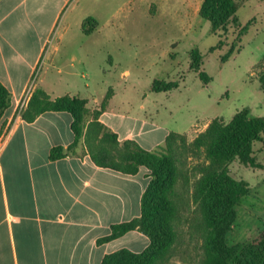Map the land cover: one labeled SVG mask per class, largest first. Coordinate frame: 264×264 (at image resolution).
<instances>
[{
	"label": "crops",
	"instance_id": "obj_1",
	"mask_svg": "<svg viewBox=\"0 0 264 264\" xmlns=\"http://www.w3.org/2000/svg\"><path fill=\"white\" fill-rule=\"evenodd\" d=\"M67 1L0 0V83L12 94L0 120V264H101L107 254L123 249L140 253L150 244L149 237L138 230L102 240L113 225L140 216L149 170L142 167L130 175L100 167L83 142L76 154L53 160V147L66 149L74 141L72 115L46 111L28 122L19 113ZM60 42L47 53L44 65L50 72L40 75L35 86L52 98L69 94L87 99L91 106L99 104L90 78L94 71L86 63L88 54L78 57L76 53L85 42L72 44L64 57L62 50L71 43L62 46ZM48 73L52 80L48 81ZM113 92L100 120L121 141L133 139L142 147H158L159 140L144 145L162 129L150 115H158L159 108L147 105L149 93H139L141 99L133 105L128 92L120 99ZM169 133L166 129L162 138Z\"/></svg>",
	"mask_w": 264,
	"mask_h": 264
},
{
	"label": "rangeland",
	"instance_id": "obj_2",
	"mask_svg": "<svg viewBox=\"0 0 264 264\" xmlns=\"http://www.w3.org/2000/svg\"><path fill=\"white\" fill-rule=\"evenodd\" d=\"M236 1V21L229 22L225 31H214L201 15L204 0H68L19 111L36 105L38 92L44 90L35 85L40 75L50 72L44 64L52 44L71 43L62 50L64 57L66 49L71 51L72 44L83 41L84 47L76 53L78 57H83L82 52L88 54L86 63L94 71L90 76L93 93L100 99L94 106L87 104L91 110L101 108L113 90L118 99L128 92L133 105H138L139 93H149L147 105L158 106V115H150L162 129L153 132L144 145L156 140L164 145L161 133L166 129L182 133L192 142L215 118L229 122L243 109L250 116H264V0ZM194 50L200 52L199 70L192 67ZM48 75V81L52 80V74ZM155 80H160L158 86L169 83L177 87L153 92ZM253 156L254 166L239 158L229 165L233 177L251 186L249 196L236 208L237 220L227 237L234 246L245 247L264 229V135L253 144ZM197 161L189 157L188 164L192 167ZM200 243L197 236L183 234L160 264H200Z\"/></svg>",
	"mask_w": 264,
	"mask_h": 264
},
{
	"label": "trees",
	"instance_id": "obj_3",
	"mask_svg": "<svg viewBox=\"0 0 264 264\" xmlns=\"http://www.w3.org/2000/svg\"><path fill=\"white\" fill-rule=\"evenodd\" d=\"M238 7L236 0H204L201 15L211 22L214 31H225L229 22L236 21ZM192 67L199 70L198 50L193 51ZM200 78L206 83L204 72H200ZM159 81L153 82L152 90L170 91L177 87L169 83L158 86ZM38 93L36 105L29 104L24 112L19 111L24 120L32 122L46 111H67L73 118V143L66 149L53 147L51 159L76 154L83 142L92 161L100 167L130 175L142 167L150 171L140 216L113 225L111 234L102 239L138 230L149 237V246L140 253L123 249L107 254L101 264L163 263L167 251L183 234L197 236L201 242L200 264H264V229L245 247L231 245L227 239L237 220L236 208L251 191L247 181L233 177L229 165L239 158L254 166L253 144L264 135V116L253 117L243 109L229 122L215 118L192 142L182 133L170 132L164 145L148 150L133 139L121 141L100 120L109 97L101 108L91 110L85 98L69 94L51 98L44 90ZM11 100V92L0 83V120ZM189 157L198 160L197 164L191 167ZM177 215L183 219L175 218Z\"/></svg>",
	"mask_w": 264,
	"mask_h": 264
}]
</instances>
